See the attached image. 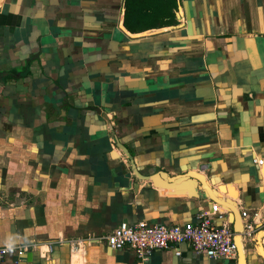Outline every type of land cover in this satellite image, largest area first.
Returning a JSON list of instances; mask_svg holds the SVG:
<instances>
[{"label":"crops","instance_id":"0c3cea01","mask_svg":"<svg viewBox=\"0 0 264 264\" xmlns=\"http://www.w3.org/2000/svg\"><path fill=\"white\" fill-rule=\"evenodd\" d=\"M205 181L223 207L264 202V0H0V246L35 244L18 264H237L105 242L195 223Z\"/></svg>","mask_w":264,"mask_h":264},{"label":"built area","instance_id":"2783aa9c","mask_svg":"<svg viewBox=\"0 0 264 264\" xmlns=\"http://www.w3.org/2000/svg\"><path fill=\"white\" fill-rule=\"evenodd\" d=\"M261 162L262 160L258 161V163ZM240 215L245 233V244L247 245L254 241L255 234L264 229V202L251 212L240 208ZM195 218V223L182 225L122 221L104 239L109 248L131 250L140 261L146 260L153 251L161 249H173L174 254L179 256L181 254L180 244H185L193 252L204 254L214 260L235 259L237 247L227 210L212 202L210 209L199 210ZM213 218L219 222H215ZM262 242L264 243V236ZM33 247L35 244L0 246V264H5L4 259L9 255L15 256L14 264H18L19 259ZM78 249L74 247L75 251ZM50 250V244L39 247V251L45 257Z\"/></svg>","mask_w":264,"mask_h":264},{"label":"water","instance_id":"95a60500","mask_svg":"<svg viewBox=\"0 0 264 264\" xmlns=\"http://www.w3.org/2000/svg\"><path fill=\"white\" fill-rule=\"evenodd\" d=\"M193 173H197V172H193ZM197 176H199L200 179H203L202 176L200 175H197ZM205 185L208 187L207 190L210 194L209 200L211 202L219 204L220 207L227 210L229 221L232 224L233 238H234V241L237 247V256H236L237 264H241V260H242V264H247L248 263V250L245 244V233H244L242 218L240 215V209L238 208L237 204H235L234 207H232V209L231 208L229 209L226 206L223 207L222 201L219 199L217 191L214 188L210 187V185L206 181H205ZM232 203H234V201H232ZM238 221L241 225V229H238L236 226ZM237 237L239 238L241 248H239L237 245V242H236Z\"/></svg>","mask_w":264,"mask_h":264},{"label":"bare ground","instance_id":"6f19581e","mask_svg":"<svg viewBox=\"0 0 264 264\" xmlns=\"http://www.w3.org/2000/svg\"><path fill=\"white\" fill-rule=\"evenodd\" d=\"M229 194L232 195V190H229ZM235 204H236L235 202L232 203V201L230 200V202H228L225 206L228 207L229 209L230 208L232 209V207H234ZM236 226H237L238 229H241V225H240L239 221L237 222ZM236 242H237L238 247L241 248L240 241H239V238L238 237L236 238ZM260 253L262 255H264V250L262 248L260 249ZM241 264H242V260H241Z\"/></svg>","mask_w":264,"mask_h":264},{"label":"rangeland","instance_id":"374dc122","mask_svg":"<svg viewBox=\"0 0 264 264\" xmlns=\"http://www.w3.org/2000/svg\"><path fill=\"white\" fill-rule=\"evenodd\" d=\"M232 194H233V193H232ZM247 246H248L249 249H250V245H247ZM249 259H250L251 261H253V264H259V262H261V261L259 260V258H258V255L253 254V253L250 254Z\"/></svg>","mask_w":264,"mask_h":264}]
</instances>
